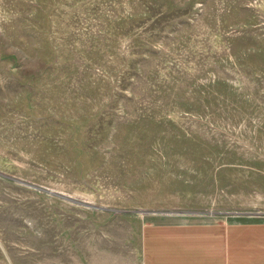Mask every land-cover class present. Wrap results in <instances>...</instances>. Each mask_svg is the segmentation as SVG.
I'll list each match as a JSON object with an SVG mask.
<instances>
[{
    "label": "rangeland",
    "instance_id": "obj_1",
    "mask_svg": "<svg viewBox=\"0 0 264 264\" xmlns=\"http://www.w3.org/2000/svg\"><path fill=\"white\" fill-rule=\"evenodd\" d=\"M154 218L264 219V0H0V264Z\"/></svg>",
    "mask_w": 264,
    "mask_h": 264
},
{
    "label": "crops",
    "instance_id": "obj_2",
    "mask_svg": "<svg viewBox=\"0 0 264 264\" xmlns=\"http://www.w3.org/2000/svg\"><path fill=\"white\" fill-rule=\"evenodd\" d=\"M140 249L141 264H264V219L154 218Z\"/></svg>",
    "mask_w": 264,
    "mask_h": 264
}]
</instances>
